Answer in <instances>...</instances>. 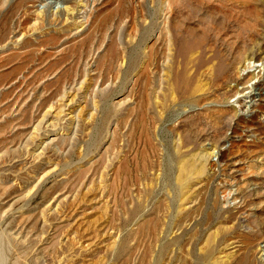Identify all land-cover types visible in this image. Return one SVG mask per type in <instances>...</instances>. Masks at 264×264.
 I'll return each instance as SVG.
<instances>
[{
    "label": "rangeland",
    "instance_id": "obj_1",
    "mask_svg": "<svg viewBox=\"0 0 264 264\" xmlns=\"http://www.w3.org/2000/svg\"><path fill=\"white\" fill-rule=\"evenodd\" d=\"M21 249L264 264V0H0V264Z\"/></svg>",
    "mask_w": 264,
    "mask_h": 264
},
{
    "label": "bare ground",
    "instance_id": "obj_2",
    "mask_svg": "<svg viewBox=\"0 0 264 264\" xmlns=\"http://www.w3.org/2000/svg\"><path fill=\"white\" fill-rule=\"evenodd\" d=\"M246 55H247V54H246ZM252 56H253V52L250 53L249 55H247L246 57H244V61L247 60V62H246V64H245L244 68H243V71H246V70H247V71H248V70H252L251 73H254V72L256 71V69L259 68V67H257V66L255 65L256 61L253 60V57H252ZM241 67H242V66H241ZM259 72H260V70L257 71L258 74H259ZM224 76H226V75H224ZM253 76H254V75H253ZM249 88H251V86H249ZM249 88H248V89H249ZM249 97H250V96H249ZM41 118H42V117H41ZM22 155H23V154H22ZM37 158H38V156H37ZM33 159H34V158H33ZM4 163H5V162H4ZM42 172H43V171H42ZM213 173H214V172H213ZM36 179H37V178H36ZM29 191H30V190H29ZM227 193H228V192H227ZM229 196H230V193L227 194V196H226V200H228V197H229ZM230 199H231L232 201H235V198H233V197H231ZM227 202H228V201H227ZM1 214H2V213H1ZM43 214H44V213H43ZM1 216H2V215H1ZM1 218H2V217H1ZM43 220H44V218H43ZM22 223H23V222H22ZM22 223H20L19 225L21 226ZM15 225H16V224H15ZM15 225H14V226H15ZM13 228H14V227H13ZM10 230H11V229H10ZM24 231H25V230H24ZM58 231H59V230H58ZM18 235H19V234H18ZM16 236H17V235H16ZM37 237H38V236H37ZM9 239H10V238H9ZM12 239H13V237H12ZM23 239H24V238H23ZM37 239H38V238H37ZM18 240H19V238H18ZM18 240L15 241V242L17 243L16 245H17L19 248H23V249H24L25 247H24L23 244L26 242V240H24V241H25L24 243H23V241H20V240L18 241ZM30 240H31V239H30ZM30 240H29V241H30ZM40 240H41V239H40ZM27 241H28V239H27ZM30 242H31V241H30ZM39 242H40V241H39ZM26 243H27V242H26ZM26 243H25V244H26ZM32 243H33V241H32ZM30 244H31V243H30ZM54 244H55V243H54ZM27 245L30 246L29 244H27ZM27 245H26V247H27ZM31 245H33V244H31ZM12 246H14V245H12ZM34 246H35V245H34ZM15 247H16V246H15ZM23 249H21V250L23 251ZM29 249H30V248H29ZM32 249H33V248H31L30 251H31ZM15 251H16V250H15ZM27 251H28V248H27ZM42 251H43V250H42ZM16 252H17V251H16ZM16 252H15V253H16ZM18 252L20 253V251H18ZM18 252H17V253H18ZM25 252H26V250H25ZM15 253H14V254H15ZM23 253H24V251H23ZM29 253H30V252H29ZM29 253H28V255H29ZM35 253H36V252H35ZM20 254H21V253H20ZM30 254H31V253H30ZM43 254H44V253H43ZM32 255H33V254H32ZM26 256H27V253H24V254L21 256V259H22L23 264H27V263H28V262L25 263ZM33 256H34V257L36 256V259H33V258H32V260L36 261L38 256H37V255H33ZM33 256H32V257H33ZM46 256H47V255H46ZM30 257H31V256H30ZM30 257H29V258H30ZM42 257H43V256H42ZM42 257H41V258H42ZM15 258H16V257H14V259H15ZM5 259H6V258H5ZM19 259H20V258H19ZM16 260H17V259H16ZM28 260L31 261V259H28ZM45 260H46V259H45ZM17 261H18V260H17ZM34 261H33V262H34ZM49 261H50V260H49ZM19 262H21V260H20ZM57 263H58V262H57ZM12 264H13V263H12ZM17 264H18V263H17ZM45 264H46V263H45ZM58 264H59V263H58ZM62 264H63V263H62Z\"/></svg>",
    "mask_w": 264,
    "mask_h": 264
}]
</instances>
